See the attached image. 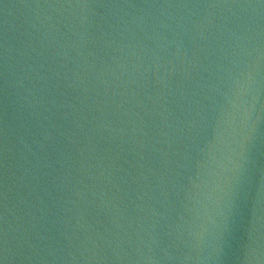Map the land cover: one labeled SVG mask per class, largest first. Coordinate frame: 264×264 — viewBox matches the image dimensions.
Masks as SVG:
<instances>
[{"label":"water","instance_id":"obj_1","mask_svg":"<svg viewBox=\"0 0 264 264\" xmlns=\"http://www.w3.org/2000/svg\"><path fill=\"white\" fill-rule=\"evenodd\" d=\"M0 255L264 264V2L0 0Z\"/></svg>","mask_w":264,"mask_h":264},{"label":"clouds","instance_id":"obj_2","mask_svg":"<svg viewBox=\"0 0 264 264\" xmlns=\"http://www.w3.org/2000/svg\"><path fill=\"white\" fill-rule=\"evenodd\" d=\"M230 124V117L228 113H224L222 118L218 121L217 123V127H216V141L218 143H223L225 136H224V132L227 129V127ZM215 149L216 146L215 145H210L209 149H208V155L210 158H214L215 157ZM239 167V165H237Z\"/></svg>","mask_w":264,"mask_h":264},{"label":"snow or ice","instance_id":"obj_3","mask_svg":"<svg viewBox=\"0 0 264 264\" xmlns=\"http://www.w3.org/2000/svg\"><path fill=\"white\" fill-rule=\"evenodd\" d=\"M262 2H264V0H262ZM0 264H5V261L2 255H0Z\"/></svg>","mask_w":264,"mask_h":264}]
</instances>
